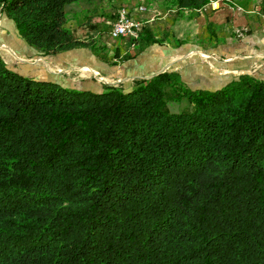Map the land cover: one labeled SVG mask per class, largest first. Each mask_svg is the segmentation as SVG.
Returning <instances> with one entry per match:
<instances>
[{
  "label": "trees",
  "instance_id": "trees-1",
  "mask_svg": "<svg viewBox=\"0 0 264 264\" xmlns=\"http://www.w3.org/2000/svg\"><path fill=\"white\" fill-rule=\"evenodd\" d=\"M77 1L0 12L56 55L85 45ZM186 84L67 86L0 53V264H264V78Z\"/></svg>",
  "mask_w": 264,
  "mask_h": 264
},
{
  "label": "crops",
  "instance_id": "crops-1",
  "mask_svg": "<svg viewBox=\"0 0 264 264\" xmlns=\"http://www.w3.org/2000/svg\"><path fill=\"white\" fill-rule=\"evenodd\" d=\"M81 1L85 0H78L67 6V23L74 32L90 31L91 34H98L106 28L111 30L120 6L124 5L142 24L136 36L119 39H128L132 45L136 44L143 50L142 54L131 53L130 47L123 49L119 45L111 60L101 57L98 51L89 50V56L81 47L63 51L52 60L49 55L28 59L35 54V47L27 43L24 48L18 49L13 43L17 39L7 35L11 31H18L16 23L6 13L0 12V45L5 47L0 49V53L5 61L10 65L16 63V69L31 71L36 77L48 78L50 74L53 77H63L64 84L89 88L94 85L91 84L92 81L85 83L81 77L73 78L66 69H62L68 64L67 60L80 56L79 62L86 61L81 57L83 55L88 58L89 64L102 70L106 76L115 74V71L120 72L127 86L136 77L151 76L159 72L162 67H157V64L165 56L171 57L172 64L178 62V56H185V50H193L195 53L191 54L192 57H202V64L212 65L219 59L223 60L228 66L222 67V74H216L223 75L218 79L226 82L245 72L264 75V0H87L94 4L92 14H87L84 7L78 10ZM135 48L137 47L133 46ZM125 56L128 58L120 63L118 58ZM210 57L214 60L213 63L209 60ZM141 63L144 68L134 67ZM162 64L164 63L161 66ZM112 66L117 68L112 70ZM186 66V70L182 72L176 68L183 78L194 68L192 62ZM145 71L153 73L145 74ZM213 71L215 72L214 69ZM95 78L98 80V76ZM218 81L221 80H214Z\"/></svg>",
  "mask_w": 264,
  "mask_h": 264
},
{
  "label": "rangeland",
  "instance_id": "rangeland-1",
  "mask_svg": "<svg viewBox=\"0 0 264 264\" xmlns=\"http://www.w3.org/2000/svg\"><path fill=\"white\" fill-rule=\"evenodd\" d=\"M122 6H124V5H122ZM122 6H120V7H122ZM83 7L87 10V11L85 10L87 12V14H88V12L91 13V14L94 13V11L92 10V8L94 7V4L92 2H88L87 0L81 1V4L79 5L78 10L82 9ZM84 19H86V18H84ZM93 22H94V18H93ZM8 31L9 30H7V32ZM109 32H110V30H108V28H106L105 30H101L98 34H94V32L91 34L90 31L89 32H86V31L82 32L81 31L79 33L75 32L76 36L85 43V45L76 46L75 48H80V47L83 48L85 50L84 52H86L90 56L89 50L91 52L96 51V50H94V44H95L98 47H100V48H97L98 53L100 54V56L103 57V58L110 59V60L113 58V55H114L115 51L119 48L118 47L119 45H121L123 47V49L127 48V47H130V49L132 51H129V52H131V53L137 52V54H139V53L143 52V50L139 49L136 44L132 45V43H130V41H128V39L127 40L126 39H119V40L118 39H113L110 36ZM7 35L13 36V37H15L17 39L16 41H13V43L18 49L24 48V46H26L27 43L29 44V42L18 31H11ZM95 35H96V37H95ZM133 46H135L137 48L133 49ZM3 48H5V47L3 45L2 46L0 45V49H3ZM80 50H82V49H80ZM34 53L35 54H33V56L31 58H28V59H32L33 60L36 57L45 56L41 52V50L38 49L37 47H35ZM184 53H186L185 56H182V54H181L180 56H178L180 59L177 58V59H179V61L178 62H174L173 64L170 62L171 57H169V56L163 57L161 60H159L158 64L156 62L157 67H160V68L162 67L159 72L165 71V70L176 71L177 69H179L182 72V71L186 70V67H187L186 65L188 63L192 62V64H193L195 69L194 68L192 69V67H191L192 71L187 73V76H186L187 78L186 77L185 78L182 77L184 79V81H186V83H187L186 85L190 89H208V90H213V89L222 87L225 84H227V82L224 81L223 79H218V78H220L219 76H223V75L216 74V72L217 73L220 72L222 74L224 72L222 67L225 66V65L228 66L227 64H225L223 62V60L219 59V61L217 63H215V64H212L213 65L212 66V65H209L207 63L202 64L200 62L202 57H200V59H198L196 56L192 57L191 54L195 53V52H193V50H185V52H183V54ZM60 54H61V52L56 54V55H49V59L52 60L54 58H57ZM34 55H35V57H34ZM194 55H196V54H194ZM199 55H201V54H199ZM126 56H128V54ZM126 56L118 58V61L120 63H121V61H125L126 58H128ZM81 57L84 60H86V61L79 62L80 56H74V58H72V60H67L68 64H66V62L64 61L66 65L63 66L62 69H66L68 71V73L70 74V76L73 77V78H78V77L80 78L81 77L83 80H85V83H88L89 81H92L91 84H94V85L97 84L98 86H94L93 85V87H92L93 89H98L99 90L105 84H109V83H113L116 86L121 84V85H123L125 87H128L127 86L128 84L126 83V81L122 80V78L120 76V72H116L115 71V74L112 73V74L106 76V74H104V72L102 70L98 69L97 67L94 68V66L92 64H89V62H87L88 58L83 57V55ZM23 58L26 59V57H23ZM209 60H211L212 63L214 62V60L211 57L209 58ZM76 61H78V62H76ZM64 62H62V63H64ZM84 62H87V63L79 64V63H84ZM152 62L154 63L155 60L152 61ZM161 63H164V64H162V66H161ZM21 64H24V63H21ZM140 65H137V66H134V67L135 68H144V67H142V63ZM10 66H14L15 67L16 63L11 64ZM196 67H197V69H196ZM20 68H22L21 65H20ZM116 68H117V66H112V70H115ZM213 69L215 70V72L213 71ZM25 73L26 74H28V73L30 74L32 72L31 71H27ZM146 73L150 74V73H153V72L145 71V74ZM245 73H247V72H245ZM258 73L257 74L255 73V74L260 76V77H264V75H262L261 73H259V74ZM33 74L34 73H32V75ZM49 75H48V78L55 79V80H58V81H61V82H65L63 77L62 78H58L57 76L53 77L52 75H50V76ZM200 75H203V76L200 77ZM239 75L240 74H238L237 77ZM95 76L96 77L98 76V80L95 78ZM92 78L95 79V80L93 81ZM136 78H142V77H136ZM102 79H103V81H102ZM216 79L217 80H221V81L214 82V80H216ZM133 80L131 81L130 85L133 84ZM66 85L70 86L68 84H66ZM94 87H96V88H94ZM188 106H189L188 102H187V100L185 98H183L181 101H175V102H170L169 103V109H171L173 111H179L181 109L187 108Z\"/></svg>",
  "mask_w": 264,
  "mask_h": 264
},
{
  "label": "built area",
  "instance_id": "built-area-1",
  "mask_svg": "<svg viewBox=\"0 0 264 264\" xmlns=\"http://www.w3.org/2000/svg\"><path fill=\"white\" fill-rule=\"evenodd\" d=\"M140 22L126 6L120 7L117 19L112 24L110 36L113 39L124 38L128 36H136L140 29Z\"/></svg>",
  "mask_w": 264,
  "mask_h": 264
},
{
  "label": "water",
  "instance_id": "water-1",
  "mask_svg": "<svg viewBox=\"0 0 264 264\" xmlns=\"http://www.w3.org/2000/svg\"><path fill=\"white\" fill-rule=\"evenodd\" d=\"M158 73H159V72H157L156 74H158ZM156 74L151 75V76H146V77H143V78H151V77L155 76ZM110 84H112V83H110Z\"/></svg>",
  "mask_w": 264,
  "mask_h": 264
}]
</instances>
